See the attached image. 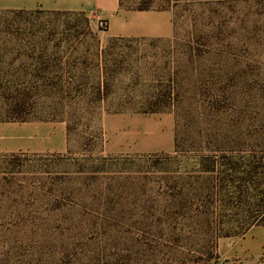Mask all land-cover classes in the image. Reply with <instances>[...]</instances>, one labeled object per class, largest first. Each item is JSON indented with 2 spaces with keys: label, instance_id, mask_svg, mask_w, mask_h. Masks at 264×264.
I'll return each mask as SVG.
<instances>
[{
  "label": "rangeland",
  "instance_id": "1",
  "mask_svg": "<svg viewBox=\"0 0 264 264\" xmlns=\"http://www.w3.org/2000/svg\"><path fill=\"white\" fill-rule=\"evenodd\" d=\"M120 2L169 11L171 36L110 38L79 11L0 9V123L56 133L0 151V264H255L264 0ZM15 103L28 120L4 119ZM125 114L152 149L168 143L155 122L173 125L169 149L109 151Z\"/></svg>",
  "mask_w": 264,
  "mask_h": 264
},
{
  "label": "crops",
  "instance_id": "2",
  "mask_svg": "<svg viewBox=\"0 0 264 264\" xmlns=\"http://www.w3.org/2000/svg\"><path fill=\"white\" fill-rule=\"evenodd\" d=\"M0 9L45 11H79L84 13L94 26L98 28V21L103 20L105 27L99 30L110 38H143L165 39L173 32L171 13L167 10H127L119 6V0H0ZM138 115L125 114L116 117V128L107 132L106 140L108 150L113 153L122 152H148L168 150L172 143L173 129L171 124L158 123V137L167 139V146L163 149L149 142L150 137H145V122ZM110 120V119H108ZM125 132H120L121 127ZM46 131L39 130L37 125L27 124L19 127L15 124L0 123V151L12 152L15 150H37L39 138L54 137L56 133L51 127ZM149 132V131H148ZM60 137V134H57ZM66 147L65 140L58 142L50 150L63 151ZM253 234V249L257 255L255 264H264V225L256 224L246 233Z\"/></svg>",
  "mask_w": 264,
  "mask_h": 264
},
{
  "label": "trees",
  "instance_id": "3",
  "mask_svg": "<svg viewBox=\"0 0 264 264\" xmlns=\"http://www.w3.org/2000/svg\"><path fill=\"white\" fill-rule=\"evenodd\" d=\"M119 6L121 7L120 0H119ZM121 8H123V7H121ZM123 9L132 10L134 8L125 7ZM147 9L148 8L141 6V7H137L134 10H147ZM11 109H13V112H14L13 115H10L8 113V112H10L9 110H7V111L4 110V115H5L4 119H8V121L10 120V121H20V122L28 120V118H26L25 116L22 115L23 114V112H22V110H23L22 104H16L15 103V104H13V107ZM2 121H6V120H2ZM253 224H262V225H264V218L255 220Z\"/></svg>",
  "mask_w": 264,
  "mask_h": 264
},
{
  "label": "built area",
  "instance_id": "4",
  "mask_svg": "<svg viewBox=\"0 0 264 264\" xmlns=\"http://www.w3.org/2000/svg\"><path fill=\"white\" fill-rule=\"evenodd\" d=\"M98 26L104 28L105 27V22L103 20H99L98 21Z\"/></svg>",
  "mask_w": 264,
  "mask_h": 264
}]
</instances>
